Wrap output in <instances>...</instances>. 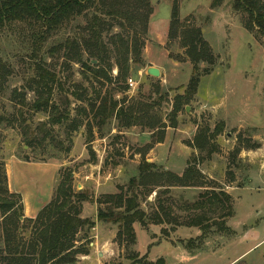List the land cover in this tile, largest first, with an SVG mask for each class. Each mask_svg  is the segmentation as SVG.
I'll return each mask as SVG.
<instances>
[{
	"label": "rangeland",
	"instance_id": "374dc122",
	"mask_svg": "<svg viewBox=\"0 0 264 264\" xmlns=\"http://www.w3.org/2000/svg\"><path fill=\"white\" fill-rule=\"evenodd\" d=\"M174 1L150 0L153 13L146 32L141 27L137 30L144 47L137 58L131 57L127 82L118 79L115 68L110 73L112 83L105 82L102 87L94 78L91 82L84 81L80 65L72 64L73 68L62 69L61 55L46 58L51 69L56 68L63 80L70 77L63 91L60 88L55 90L54 99L60 105L68 97L72 103V116H75L80 102L67 91H74L76 87L87 91L86 99H95L97 94H101L102 97L113 98L125 108L151 107L145 125L120 128L113 120L103 130L93 127L90 142V131L86 126L71 133L72 143H68L67 134L60 126L48 124L49 115L29 108H23L20 110L23 115H18L19 106L10 98L15 90L23 92L33 76L30 33L21 24L0 29V63L8 71L7 85L4 92H0V117L8 120L2 119L0 129V164L7 174V188L10 193V163L18 160L22 163H14L19 177L33 182L36 191H40L39 196L48 193L50 177L46 172L23 163V159L28 158L35 164L60 167L54 194L67 173L72 174L76 192L90 193L94 203L83 205L81 217L96 224L82 246L89 254L78 256V264H131L128 256L134 253L147 257L150 262L159 259L170 262L180 253L173 246L182 247L188 255H199L189 264H264V36L248 29V16L234 10L233 0H223L217 8L212 6L213 0H178L181 27L202 31L216 57V64L207 76L203 74L207 66H200L201 81L197 93L182 102L176 118L177 128H171L176 98L184 96L193 76V65L180 44L179 36L175 40L169 36ZM125 27H130L128 22H125ZM70 32L55 34L46 48L57 45ZM111 56L114 58L115 54ZM92 64L96 65L97 61ZM149 68L159 69L160 78L148 76ZM129 80L133 81V87ZM27 101H34L33 93L27 94ZM10 118L12 124L9 123ZM23 118L27 120L28 131L20 126ZM150 118L167 127L163 146L154 144L161 132H153L146 127ZM41 124L46 127V132L52 134L54 143L44 141L30 149L25 145V136L37 131ZM204 129L211 132L219 130L213 140L215 149L211 157L207 150L200 154L190 145L197 133ZM152 151L155 152L152 154ZM153 159L157 160H154L156 164L151 163ZM144 160L159 167V183L166 186L173 185L167 174L182 176L189 163H201L206 186H216L219 189L217 193L222 189L231 196L234 217L227 224L233 234L221 235L217 233L218 228L213 227V232L198 242L203 233L198 228L200 232L196 235V229L184 225L185 220H180L181 225L174 231L171 226L145 229L136 223V244H119L117 226L97 222L99 206L95 202L107 195L120 193L121 188L130 195V181L139 176V167ZM166 167L174 172L165 170ZM0 186L3 185L0 183ZM155 191L162 193L164 190ZM204 191L172 188L170 194L163 193L160 197L168 203L170 200L173 202L171 208L175 216L185 217L186 212L181 207L185 203H195ZM156 192L148 195L144 187L136 190L141 209L149 214L154 209L151 207H155ZM163 229H167L168 234ZM178 231L180 235L176 234ZM29 235V228H23L22 238L27 240ZM190 241H194L196 248L187 249V246L195 247L190 245ZM4 248L0 212V264H3Z\"/></svg>",
	"mask_w": 264,
	"mask_h": 264
},
{
	"label": "trees",
	"instance_id": "16d2710c",
	"mask_svg": "<svg viewBox=\"0 0 264 264\" xmlns=\"http://www.w3.org/2000/svg\"><path fill=\"white\" fill-rule=\"evenodd\" d=\"M222 1L213 0L212 6L217 8ZM233 8L248 16L249 30H256L264 36V0H233ZM179 11V1L175 0L169 36L171 40L179 36L180 44L193 65V76L184 96L176 98L170 126L174 129L177 128L176 118L182 109V102L190 100L197 93L201 81L200 66H207L203 71L207 76L216 64V57L204 40L202 31L198 28L181 27ZM152 13L150 0H0V29L16 24L24 25L30 33L32 43L33 76L26 83L23 92L15 90L10 98L12 103L19 106L18 115H23L20 111L23 108L49 115L48 124L60 126L67 134L68 143H72L71 133L80 131L84 126L89 128L90 142L93 138V127L103 130L113 120L118 122L120 128L145 125L151 107L125 108L113 98L102 97L101 94H97L95 99H86L87 91L77 87L74 91H67L80 102L75 116H72V103L68 97L60 105L54 99L55 90L60 88L63 91L64 85L70 82V77L63 80L56 68L51 69L46 58L61 55L62 69L69 70L73 68L72 64L80 65L84 81L91 82L94 78L102 87L105 82L112 83L110 73L115 68L118 70V79L127 82L131 57L140 54L144 47L137 30L141 27L146 32ZM125 22L129 23V28L125 27ZM115 30H119L118 33H114ZM63 31H71V34L57 45L46 48L48 41ZM113 53L115 57L111 58ZM93 61H97V64L93 65ZM135 62L137 60L133 61ZM7 80V68L0 63V92H4ZM28 93L34 95L32 103L27 101ZM4 118L0 117V129ZM21 122V128L28 131L27 120L23 118ZM9 123H13L11 118ZM146 127L153 132H161L154 144H162L167 127L155 118H150ZM45 130L46 127L41 124L37 131L26 134L25 145L31 149L36 143L43 144L44 141L53 144L54 137ZM218 134L217 129L213 132L210 129L201 130L190 145L200 154L207 150L211 157L215 149L213 140ZM40 135L42 137L38 139ZM235 160L234 157L233 162ZM23 161L32 163L28 158ZM200 168L201 163H189L182 176L167 174L173 185L166 186L159 183V167L144 160L139 167V176L130 181V195L121 188L120 193L107 195L103 200L98 199L95 202L99 206L97 222L117 226L118 243L129 246L136 244V223L145 229L150 226H171L174 231L181 225L180 220H185V226L199 228L203 233L198 242L207 237V233H212L213 227H217V233L221 235H232L234 231L227 226V221L234 217L231 196L222 189L217 193L219 189L216 186H206V179ZM73 182L72 174H65L55 189L51 203L35 220H30L24 217L21 196L9 193L7 174L4 166L0 164V183L3 185L0 186V212L5 247L3 264H78V256L89 254L82 246L96 223L82 218L81 215L83 205L94 201L88 191L76 192ZM143 187L147 189L148 195L156 192L155 189L164 190L162 193L156 192L155 207H151L154 209L150 214L141 209L138 202L136 190ZM172 188H197L205 191L195 203H185L181 207L186 212V216L181 217L172 213L171 200L168 203L160 197L163 193L170 194ZM21 218L24 220L21 221ZM25 227L29 228L30 234L27 240L22 238ZM163 232L167 233V229H163ZM79 243L81 245L77 246ZM189 243L193 245L194 241ZM196 246H187V249L192 250ZM128 260L131 264H167L164 259L150 262L147 257L135 253L128 256Z\"/></svg>",
	"mask_w": 264,
	"mask_h": 264
},
{
	"label": "crops",
	"instance_id": "0c3cea01",
	"mask_svg": "<svg viewBox=\"0 0 264 264\" xmlns=\"http://www.w3.org/2000/svg\"><path fill=\"white\" fill-rule=\"evenodd\" d=\"M159 146H163V145L159 144ZM154 152L155 151H152V154ZM154 160L157 162L156 159H153V160H151V163L156 164V162ZM14 162L19 163V164L22 163V161H18V160L12 161L10 163V173H9L10 174V193L18 194L21 196L23 209H24V217L26 219L35 220L37 218V216L39 215V213L53 200L56 175H57L60 167H58L57 165H54V164H35V163L23 162L25 164L31 165L32 167L34 166V167L38 168L40 170V172H42V171H43V173L46 172L47 176L50 177V180H49L50 186L48 188V193L47 194L41 193L42 196H39L38 194H40V191L39 192L36 191V188H35L36 186H35V184H33V182L26 181V179L24 177L23 178L19 177V175L17 173L18 169L15 165L16 163H14ZM165 170L173 171L168 167H166ZM188 189H192V188H188ZM227 226H228V224H227ZM194 229H196L195 234L198 235L200 232L199 229L198 228H194ZM176 234L180 235L179 231L176 232ZM171 246H173L172 243H171ZM173 247L176 250L180 251V253H177L175 258H173V260H171L170 262L166 261V262H168V264H189V263L195 261L196 259H198L199 255H195V256L194 255H188V254H186V251L184 249H182V247H180V246H177V247L173 246ZM243 256H241L240 258H242ZM240 258H238V259H240Z\"/></svg>",
	"mask_w": 264,
	"mask_h": 264
},
{
	"label": "water",
	"instance_id": "95a60500",
	"mask_svg": "<svg viewBox=\"0 0 264 264\" xmlns=\"http://www.w3.org/2000/svg\"><path fill=\"white\" fill-rule=\"evenodd\" d=\"M95 63V62H94ZM264 66V65H263ZM147 75L148 76H151V77H153V78H160V76H161V72H160V70L159 69H157V68H149L148 70H147ZM24 220V218H21V221H23Z\"/></svg>",
	"mask_w": 264,
	"mask_h": 264
},
{
	"label": "built area",
	"instance_id": "2783aa9c",
	"mask_svg": "<svg viewBox=\"0 0 264 264\" xmlns=\"http://www.w3.org/2000/svg\"><path fill=\"white\" fill-rule=\"evenodd\" d=\"M129 85L131 86V87H133L134 85H133V81L132 80H129Z\"/></svg>",
	"mask_w": 264,
	"mask_h": 264
}]
</instances>
